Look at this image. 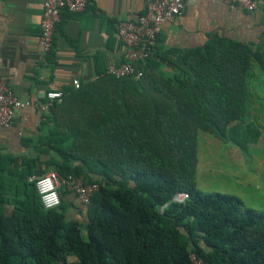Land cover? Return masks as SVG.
<instances>
[{
	"label": "trees",
	"instance_id": "16d2710c",
	"mask_svg": "<svg viewBox=\"0 0 264 264\" xmlns=\"http://www.w3.org/2000/svg\"><path fill=\"white\" fill-rule=\"evenodd\" d=\"M254 64L264 71V39L211 37L156 53L139 78L104 71L63 90L39 140L23 145L32 155L0 151V264H264V211L196 187L200 133L244 150L260 139L245 122ZM50 170L97 184L82 221L62 188L60 206L43 208L28 179ZM178 193L188 198L176 203Z\"/></svg>",
	"mask_w": 264,
	"mask_h": 264
},
{
	"label": "crops",
	"instance_id": "0c3cea01",
	"mask_svg": "<svg viewBox=\"0 0 264 264\" xmlns=\"http://www.w3.org/2000/svg\"><path fill=\"white\" fill-rule=\"evenodd\" d=\"M146 1L91 0L83 12L63 11L54 33L53 47L45 54L38 45L44 0H0V79L20 100L31 102L29 107L18 112L10 128L0 131L2 153L17 157L32 155V149L23 145L27 139L31 140L29 145L35 144L43 134L39 132L42 114L39 105L46 101L48 91L78 90L80 87L75 89L72 80L77 79L80 86L96 82L107 64H121L125 60V49L117 36V26L122 21H136L143 13ZM211 37L258 45L264 39V6L248 12L219 0H186L182 14L175 21L162 25L149 58L170 49L201 48ZM155 60L161 63L162 72H173V67L167 62ZM248 86L250 96L247 102L253 104L251 116L264 119V71L255 64ZM250 123L255 124L260 133V139L251 145L258 149L261 147L263 125ZM45 159V156L41 157V160ZM254 161L256 171L261 175L264 157ZM214 162L209 160L203 165ZM198 170L199 159L197 174ZM217 172L222 174L223 168ZM249 182L236 180V184L244 188L251 186ZM257 190H262L260 194L264 198V186ZM61 192L70 203L68 215L73 216L78 208H84L71 186L62 187ZM237 192L242 194L244 189ZM226 194L240 197L236 193ZM6 212L11 213V209Z\"/></svg>",
	"mask_w": 264,
	"mask_h": 264
},
{
	"label": "built area",
	"instance_id": "2783aa9c",
	"mask_svg": "<svg viewBox=\"0 0 264 264\" xmlns=\"http://www.w3.org/2000/svg\"><path fill=\"white\" fill-rule=\"evenodd\" d=\"M237 9L253 12L264 6V0H219ZM186 0H147L143 13L136 21H122L117 26V36L125 49V60L121 64H107L105 74L114 79L141 77L143 70L138 64H144L149 58L152 48L161 32L162 25L171 23L178 18L185 6ZM91 0H44L38 45L41 51L48 54L53 47L54 33L60 22L61 13L83 12ZM75 89L80 87L77 79L72 80ZM46 101L40 107L44 112L56 102L61 104L65 98L63 91H48ZM31 102L22 101L0 79V131L10 128L19 111L29 107ZM29 182L35 184L40 202L44 209H56L60 206V188L71 186L83 207H86L92 195L97 192V184H84L78 178L67 176L62 178L56 171L50 170L42 176H31ZM188 198L187 193H178L173 201L182 203ZM194 264H201L195 256H191Z\"/></svg>",
	"mask_w": 264,
	"mask_h": 264
},
{
	"label": "rangeland",
	"instance_id": "374dc122",
	"mask_svg": "<svg viewBox=\"0 0 264 264\" xmlns=\"http://www.w3.org/2000/svg\"><path fill=\"white\" fill-rule=\"evenodd\" d=\"M252 105V103L247 102L245 122L263 125L261 147L253 149L250 143L244 150L240 147L237 148L231 141L222 142L209 134L200 133L198 136L199 170L196 187L204 193H236L240 195L239 198L244 205L264 209V198L260 194L262 190H257L258 188L262 189L264 186L262 184L264 171L261 175H258L254 161L264 157V119L252 118L250 111ZM209 160H215V162L210 165H203L204 162ZM202 165L206 168H203ZM219 168H223L222 174L217 172ZM236 180L241 182L250 180L251 186L244 188L237 185ZM248 188H250V191H248ZM240 189H244V193H238L237 191ZM72 217L82 221L84 218L82 209L78 208ZM83 234L85 235L84 232Z\"/></svg>",
	"mask_w": 264,
	"mask_h": 264
}]
</instances>
